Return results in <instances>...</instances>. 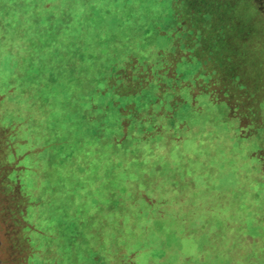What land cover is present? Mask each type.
<instances>
[{"label": "rangeland", "instance_id": "1", "mask_svg": "<svg viewBox=\"0 0 264 264\" xmlns=\"http://www.w3.org/2000/svg\"><path fill=\"white\" fill-rule=\"evenodd\" d=\"M72 1L87 5L86 9L94 12L101 24L92 33L86 31L85 51L98 43L101 34L105 36L104 53L96 46L95 50L90 47L86 58L89 66L95 65L93 85L105 83L106 69L115 60L111 55L121 50L141 47L138 50L147 57L161 49L174 51L176 23L170 0ZM206 1L209 6H202V10H208L206 15L213 12L209 23V34L213 36L202 38L204 41L200 38L191 57L184 54L186 59L173 61L189 83L181 100L175 101L177 106L174 108L172 104L173 109L167 110L173 112L171 124H184L177 130L180 139L165 142L167 147H173L170 151L155 145L154 150L160 155L149 160L140 171L135 164V173L130 175L140 183L147 179L148 166L153 168L147 189L151 195L167 198V202L147 199L146 203L143 195L147 194L136 193L133 203L155 214L163 210L164 216L118 222L119 214L124 212L108 211L102 185L106 180L81 177V196L77 199L74 189L69 187L71 198L65 199L69 201L63 205L68 211L62 206L68 215L55 217L49 223L51 232L57 230L53 238L63 250V264H101L98 252L111 238L110 233L118 235L116 245L127 240L129 249L138 251L134 257L121 253L115 258L118 264H204V258L209 257L212 264L218 259L230 264L232 247L247 243V235L253 231L247 229L250 224L247 208L254 195L263 198L264 207V0ZM192 15L194 19H204L203 13ZM180 48L185 49L184 43ZM208 71L210 75L214 73V86L203 76ZM101 72L103 75H98ZM192 74L195 80L190 83ZM197 74L200 78L195 82ZM168 80L171 94H177L178 78ZM231 105H236V110L230 114ZM131 114L129 110L128 115ZM2 140H7V134L0 128V183L2 172L11 167L6 164L8 147ZM111 181L118 184V180ZM17 190L15 187L5 194L0 188V264H40L38 261L45 258L35 252L37 245L31 243H42V236L25 228L20 216L25 193ZM37 197L33 194L32 200ZM10 198L17 200L9 207ZM77 201L83 202L78 206L82 214L72 215ZM102 201L104 204L93 211L97 208L92 204ZM38 208L41 210V206ZM38 208L30 210L37 213ZM80 230L84 234L79 236ZM93 242L101 250L93 249Z\"/></svg>", "mask_w": 264, "mask_h": 264}, {"label": "trees", "instance_id": "2", "mask_svg": "<svg viewBox=\"0 0 264 264\" xmlns=\"http://www.w3.org/2000/svg\"><path fill=\"white\" fill-rule=\"evenodd\" d=\"M170 1L176 23L174 51L161 49L147 57L138 50L141 47L121 50L111 55L115 60L106 69L105 83L93 85L95 65L89 66L86 58L90 47L95 50L96 46L104 53L105 36L101 34L98 43L85 51L86 31L92 33L101 26L87 5L80 6L72 0H0V128L7 134V140L2 141L9 147L8 162L15 168L11 174L18 173L22 179L28 230L42 236V243L32 242L38 248L35 252L45 258L38 261L40 264L65 262L63 250L53 238L57 230L51 232L49 223L55 217L68 215L62 206L69 201L65 199L71 198L69 187L77 199L81 196V177L106 180L102 185L108 211L124 212L119 214L118 222H139L165 214L163 210L155 214L133 203L136 193L147 194L143 195L146 203L147 199L167 202V198L151 195L147 189L153 168L148 166L147 179L140 182L148 180L147 183L140 184L130 175L135 173V164L140 171L160 155L154 150L155 145L174 150L165 142L178 141V127L184 124H171L173 112L167 110L173 109L172 104L175 108V101L181 100L184 87L189 85L175 63L186 59L184 54L191 57L200 38L202 41L213 36L209 34L213 12L206 15L208 10H202L209 1ZM197 13H203L204 19H194L192 14ZM218 32L222 34V30ZM217 37L214 34L213 38ZM169 58L174 59L173 65ZM169 77L178 78L177 94H171ZM193 77L194 74L190 83L195 80ZM199 78L197 74L195 82ZM164 155L169 157L168 153ZM111 180H118V184ZM33 194L38 197L32 200ZM260 198L259 194L254 195L247 208V229L253 231L247 235L246 244L232 247L230 264H264V207ZM82 203L76 202L72 215L82 214L78 211ZM102 204L103 201L92 204L97 208L93 211ZM31 207H37L38 212H31ZM201 230L212 233L208 228ZM78 234L83 235L84 231ZM110 235L103 250L97 243L91 244L93 249L101 250V264H118L115 258L121 253L128 257L138 253L129 249V241L116 245L118 235ZM204 261L212 264L210 257ZM216 264L228 262L218 259Z\"/></svg>", "mask_w": 264, "mask_h": 264}, {"label": "flooded vegetation", "instance_id": "3", "mask_svg": "<svg viewBox=\"0 0 264 264\" xmlns=\"http://www.w3.org/2000/svg\"><path fill=\"white\" fill-rule=\"evenodd\" d=\"M204 75H206L205 78H207V83L208 84L210 83V86H214L215 83H212V75L209 76L210 75V71L206 72ZM235 110H236V105H231L229 107L230 114L231 113H234ZM6 151H7V153L5 154L6 155L5 156V161H6V164L8 163V165L11 166V167H8L7 169H5L2 172L1 175H2L3 178H1L0 188H2V189L5 190V192H4L5 194H9V192L12 191V190H14L15 187L17 189H19V190H17L19 193L20 192L23 193L24 192V190H23V183H22V179H21L20 175L18 173L11 174L13 172V170H15V168H14V165L13 164H11V163L8 162V156H7V154H8V151H9V147L7 148ZM16 169L18 170L17 167H16ZM24 197H25V200L22 201V204H21L22 205V211L20 212V216H21V220L23 221V224L26 226L25 228L28 230V222H27L26 216L24 214L25 211H26V208H27V205H26L27 198H26V196H24ZM14 200H17V199H15V198L8 199L9 207H10V205H14V203H13ZM31 245H32V243H31ZM28 261H29V258H28Z\"/></svg>", "mask_w": 264, "mask_h": 264}]
</instances>
